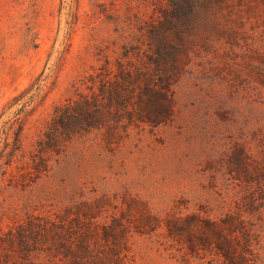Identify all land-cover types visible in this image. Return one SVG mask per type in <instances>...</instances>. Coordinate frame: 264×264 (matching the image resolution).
<instances>
[{"label":"rangeland","instance_id":"rangeland-1","mask_svg":"<svg viewBox=\"0 0 264 264\" xmlns=\"http://www.w3.org/2000/svg\"><path fill=\"white\" fill-rule=\"evenodd\" d=\"M165 2L0 0V239L31 213L95 197L112 210L138 199L162 217L220 218L247 208L264 264V0L235 12L244 20L233 19L223 32L205 31L213 40L192 48L173 85L170 120L132 124L117 112L86 122L88 131L70 140L62 137L47 159L33 154L58 120L56 106L92 96L99 84L93 75L106 65L134 61L142 32ZM11 122L26 130V151L15 159L2 152ZM189 247L163 223L133 235L129 264H227L213 244Z\"/></svg>","mask_w":264,"mask_h":264},{"label":"trees","instance_id":"trees-1","mask_svg":"<svg viewBox=\"0 0 264 264\" xmlns=\"http://www.w3.org/2000/svg\"><path fill=\"white\" fill-rule=\"evenodd\" d=\"M257 2L166 0L157 21L142 32L134 61L106 65L104 74L93 75L92 81L99 84L92 96L75 105L56 106L58 120L35 144V159H47L54 149L63 146L59 142L62 137L70 140L88 131L86 122L102 121L106 115L118 112L132 124L170 120L176 111L173 85L182 75L192 48L212 39L206 34L210 29L220 27L223 32L236 23L233 19L244 20L235 12H248L247 9L256 8L253 3ZM225 17L228 19L224 23ZM17 125L18 122H11L2 134L10 145L2 152L9 159L26 151V130L22 124ZM109 130L106 138L112 139L115 132ZM39 164L42 163L36 167L41 169ZM132 201L135 206L112 210L105 206V198L95 197L31 213L12 226L9 236L0 239V264H129L133 235L151 233L163 223L168 235L189 244L191 252L213 244L227 264H259L252 244L256 229L244 215L250 209L230 208L220 218L203 216L201 212L185 216L175 212L162 217L145 202ZM247 203L253 205L255 197L250 196ZM133 207L138 213L133 212ZM209 235L214 237L212 242Z\"/></svg>","mask_w":264,"mask_h":264}]
</instances>
